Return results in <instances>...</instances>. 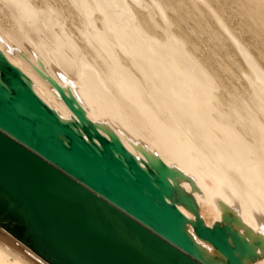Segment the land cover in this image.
<instances>
[{
	"label": "bare ground",
	"instance_id": "6f19581e",
	"mask_svg": "<svg viewBox=\"0 0 264 264\" xmlns=\"http://www.w3.org/2000/svg\"><path fill=\"white\" fill-rule=\"evenodd\" d=\"M0 49L65 119L38 60L130 151L193 177L207 225L221 201L264 233V0H0ZM0 264L49 263L0 226Z\"/></svg>",
	"mask_w": 264,
	"mask_h": 264
},
{
	"label": "water",
	"instance_id": "95a60500",
	"mask_svg": "<svg viewBox=\"0 0 264 264\" xmlns=\"http://www.w3.org/2000/svg\"><path fill=\"white\" fill-rule=\"evenodd\" d=\"M37 62L33 69L72 116L65 119L48 105L0 49L1 227L49 264L264 259V233L221 201V219L207 225L193 177L141 143L131 142L135 153L130 151L109 124L92 121L72 89Z\"/></svg>",
	"mask_w": 264,
	"mask_h": 264
},
{
	"label": "rangeland",
	"instance_id": "374dc122",
	"mask_svg": "<svg viewBox=\"0 0 264 264\" xmlns=\"http://www.w3.org/2000/svg\"><path fill=\"white\" fill-rule=\"evenodd\" d=\"M224 19H225V21L228 23V27H230L229 25H231L232 27H230V28H232V29H230L233 33H234V35L237 37V38H241V37H239L238 35H240V29H239V26H237V24H235V26H233L234 25V23H232V21H230L228 18L226 19V17H224ZM231 22V23H230ZM227 23H225V24H227ZM234 27V28H233ZM238 27V28H237ZM235 29V30H234ZM237 33H239V34H237ZM244 38V37H243ZM243 38L242 39H240V41H242L243 40ZM245 39V38H244ZM205 41H202L201 42V44H200V46L203 48V50H206L207 49V42H205ZM243 42H245V43H243ZM243 42H241L242 44H245L244 46H246L247 48H250V46H249V41L247 40V39H245ZM248 45V46H247ZM251 50V52H252V49H250ZM253 53V52H252ZM218 54V53H217ZM233 55H235L234 53H232ZM254 54V53H253ZM221 56H219V58H220ZM222 60L223 61H226V60H224V58H222ZM221 60V58H220V61H222Z\"/></svg>",
	"mask_w": 264,
	"mask_h": 264
}]
</instances>
